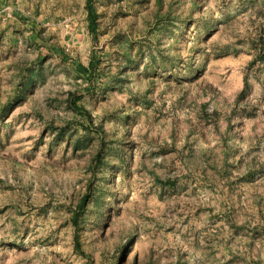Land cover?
<instances>
[{
  "label": "rangeland",
  "instance_id": "rangeland-1",
  "mask_svg": "<svg viewBox=\"0 0 264 264\" xmlns=\"http://www.w3.org/2000/svg\"><path fill=\"white\" fill-rule=\"evenodd\" d=\"M0 264H264V0H0Z\"/></svg>",
  "mask_w": 264,
  "mask_h": 264
},
{
  "label": "trees",
  "instance_id": "trees-1",
  "mask_svg": "<svg viewBox=\"0 0 264 264\" xmlns=\"http://www.w3.org/2000/svg\"><path fill=\"white\" fill-rule=\"evenodd\" d=\"M90 9H91V7H90ZM90 21H91V29L93 30V31H95V15H94V12H93V10L91 9V17H90Z\"/></svg>",
  "mask_w": 264,
  "mask_h": 264
}]
</instances>
